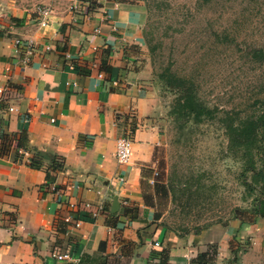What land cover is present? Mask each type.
Returning a JSON list of instances; mask_svg holds the SVG:
<instances>
[{
	"label": "crops",
	"instance_id": "crops-1",
	"mask_svg": "<svg viewBox=\"0 0 264 264\" xmlns=\"http://www.w3.org/2000/svg\"><path fill=\"white\" fill-rule=\"evenodd\" d=\"M42 3V27L33 9L0 11V264H159L162 250L167 264H264V218L180 233L143 199L162 122L142 61V7ZM122 135L126 163L114 156Z\"/></svg>",
	"mask_w": 264,
	"mask_h": 264
},
{
	"label": "rangeland",
	"instance_id": "rangeland-1",
	"mask_svg": "<svg viewBox=\"0 0 264 264\" xmlns=\"http://www.w3.org/2000/svg\"><path fill=\"white\" fill-rule=\"evenodd\" d=\"M44 1L0 0V11ZM129 2L143 9L142 61L162 122L143 194L161 223L180 233L250 220L264 190V148L251 171L248 155L229 148L223 124L251 114L264 96V0ZM187 90L207 111L200 119L177 115Z\"/></svg>",
	"mask_w": 264,
	"mask_h": 264
},
{
	"label": "trees",
	"instance_id": "trees-1",
	"mask_svg": "<svg viewBox=\"0 0 264 264\" xmlns=\"http://www.w3.org/2000/svg\"><path fill=\"white\" fill-rule=\"evenodd\" d=\"M80 1L89 2L90 0ZM262 57L264 60V51ZM254 101L256 106L251 114L242 118L238 117L234 121H226L223 124L229 148L232 150H242L248 155V167L251 171L254 170L253 156L260 155L264 148L262 144L264 139V96L257 98ZM177 104V115L180 116L190 115L195 119H200L207 112L205 107L198 103L190 90L185 91L183 97L178 100ZM260 194L263 196H260ZM143 199L147 202L151 201L150 197H147L144 194ZM250 213L252 214V217L247 221H251L256 217L264 218V190L259 192V196H257L251 204ZM154 217H159L158 212L154 213ZM199 260L200 259H196L198 263H201ZM158 261L159 264H167V253L165 250L160 252Z\"/></svg>",
	"mask_w": 264,
	"mask_h": 264
},
{
	"label": "built area",
	"instance_id": "built-area-1",
	"mask_svg": "<svg viewBox=\"0 0 264 264\" xmlns=\"http://www.w3.org/2000/svg\"><path fill=\"white\" fill-rule=\"evenodd\" d=\"M69 8L77 9V4H74L73 6H71ZM32 13L34 14V17L36 19V24L38 26L42 27V26L47 25V23L49 21V16L51 14V8L49 7V5L41 4V5L36 6ZM13 44L15 47H23L26 53L31 52L32 45H31L30 41H28V40L25 42H22L19 39H14ZM0 91H1V89H0ZM8 109L12 110L11 107ZM50 121H53V119L51 118ZM130 144H131V141H130L129 137H127L125 135H122L116 139L114 156H115V159L117 162H119V163H126L127 162V160L129 159L130 153H131ZM48 189L54 195L59 194V191L57 190V188L53 184L48 185ZM50 256L57 261H70V256L66 252L60 253V252H56V251H51Z\"/></svg>",
	"mask_w": 264,
	"mask_h": 264
}]
</instances>
